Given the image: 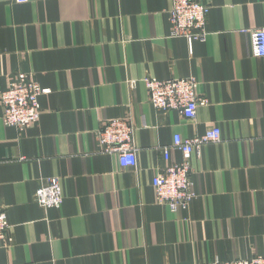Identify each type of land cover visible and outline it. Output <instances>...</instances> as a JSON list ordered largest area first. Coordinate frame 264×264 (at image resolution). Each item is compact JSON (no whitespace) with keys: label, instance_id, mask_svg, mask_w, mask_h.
Masks as SVG:
<instances>
[{"label":"crops","instance_id":"0c3cea01","mask_svg":"<svg viewBox=\"0 0 264 264\" xmlns=\"http://www.w3.org/2000/svg\"><path fill=\"white\" fill-rule=\"evenodd\" d=\"M210 7L207 38H170V0H0V93L19 73L49 92L37 125L4 127L0 203L12 244L0 264H216L264 257V58L250 35L264 0H197ZM193 77L207 100L187 121L152 107L143 79ZM134 124L136 167L101 154L95 133L119 117ZM218 128L191 155L195 198L174 213L152 178L182 163L174 136ZM58 177L63 204L33 195Z\"/></svg>","mask_w":264,"mask_h":264},{"label":"built area","instance_id":"2783aa9c","mask_svg":"<svg viewBox=\"0 0 264 264\" xmlns=\"http://www.w3.org/2000/svg\"><path fill=\"white\" fill-rule=\"evenodd\" d=\"M15 1L24 3L27 0ZM170 5L167 12L170 23L168 36L174 39L181 37L192 41H205L206 17L210 7L197 0H170ZM243 32L250 35L253 55L256 58H264V28ZM142 83L145 85L148 101L154 109L162 113L176 111L187 121L195 120L197 108L207 103V100L201 98L198 91L200 84L193 77L164 81L148 77L143 79ZM48 92L35 82L32 75L16 74L0 93L3 126L21 131L37 125L41 114L38 100L41 95ZM133 133L134 124L127 116L105 122L95 133L100 153L114 156L122 170L136 167ZM220 140L221 131L216 127L194 139L174 136L172 148L178 150L183 159L180 164L170 162V150L164 149L163 159L166 167L156 173L151 180L158 204L168 207L172 213L188 207L195 198L191 180V155L198 153L202 146L218 143ZM33 201L45 210L60 208L64 201L60 179L58 177L45 179L33 195ZM9 229L6 209L0 203V248H8L12 244ZM216 264H264V257L218 261Z\"/></svg>","mask_w":264,"mask_h":264}]
</instances>
